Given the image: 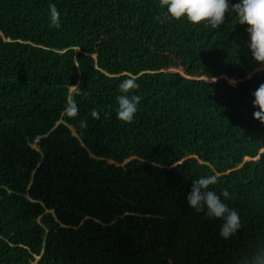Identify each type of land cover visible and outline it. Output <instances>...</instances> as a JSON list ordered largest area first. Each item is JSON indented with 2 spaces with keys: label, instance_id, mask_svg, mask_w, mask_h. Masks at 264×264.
Returning a JSON list of instances; mask_svg holds the SVG:
<instances>
[{
  "label": "trees",
  "instance_id": "trees-1",
  "mask_svg": "<svg viewBox=\"0 0 264 264\" xmlns=\"http://www.w3.org/2000/svg\"><path fill=\"white\" fill-rule=\"evenodd\" d=\"M164 12L159 0H0V264H242L264 241L252 95L264 67L248 26L231 10L218 28L160 23ZM130 77L141 100L126 123L116 97ZM212 174L240 216L229 238L187 200Z\"/></svg>",
  "mask_w": 264,
  "mask_h": 264
},
{
  "label": "clouds",
  "instance_id": "clouds-1",
  "mask_svg": "<svg viewBox=\"0 0 264 264\" xmlns=\"http://www.w3.org/2000/svg\"><path fill=\"white\" fill-rule=\"evenodd\" d=\"M161 8H166L163 19L157 16L160 23L166 22L169 18L180 20L186 18L192 24H205L212 28H218L224 22L226 14L231 10L237 13L240 24H246L249 33L248 47L251 50L253 58L264 67V0H238L230 4V0H159ZM51 26L60 27V12L55 4H50ZM229 83L236 85L238 81L235 78L229 79ZM135 77L123 80L119 84V90L122 95L116 97L118 102L117 118L126 123H132L138 110L141 97L138 95H127L132 90L138 89ZM255 97L253 101L254 117L264 123V83L252 93ZM66 115L76 117L79 114L77 104L69 100L65 109ZM90 116L94 119H100V113L93 108ZM86 126V121H81ZM219 182L216 174L202 175L199 179L193 180L191 191L187 197L189 205L196 211H205L210 218L223 219L221 235L229 238L236 233L241 224L240 216L236 209L230 208L227 203L221 200L231 198L228 189H221L218 195L212 190V186ZM242 264H264V241L258 240L252 248L241 256Z\"/></svg>",
  "mask_w": 264,
  "mask_h": 264
},
{
  "label": "rangeland",
  "instance_id": "rangeland-1",
  "mask_svg": "<svg viewBox=\"0 0 264 264\" xmlns=\"http://www.w3.org/2000/svg\"><path fill=\"white\" fill-rule=\"evenodd\" d=\"M171 70H173V71H177L176 69H171ZM182 73H184V72H182ZM76 87H77V86H73V87L71 88V91H74V90L76 89ZM33 146L38 147L37 142H34V143H33ZM47 212H54V211H53L52 209H47Z\"/></svg>",
  "mask_w": 264,
  "mask_h": 264
},
{
  "label": "water",
  "instance_id": "water-1",
  "mask_svg": "<svg viewBox=\"0 0 264 264\" xmlns=\"http://www.w3.org/2000/svg\"><path fill=\"white\" fill-rule=\"evenodd\" d=\"M76 132V131H75Z\"/></svg>",
  "mask_w": 264,
  "mask_h": 264
}]
</instances>
